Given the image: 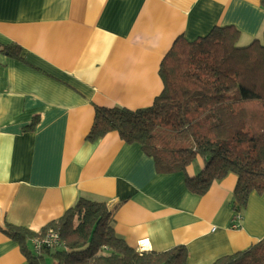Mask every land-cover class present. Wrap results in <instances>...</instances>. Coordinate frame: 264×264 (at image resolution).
I'll list each match as a JSON object with an SVG mask.
<instances>
[{
    "label": "crops",
    "instance_id": "obj_1",
    "mask_svg": "<svg viewBox=\"0 0 264 264\" xmlns=\"http://www.w3.org/2000/svg\"><path fill=\"white\" fill-rule=\"evenodd\" d=\"M234 27L260 39V0H0V264H29L4 234L39 232L79 198L105 202L114 232L138 251L184 246L186 264H212L264 239V193L236 212L234 174L190 193L185 173L159 174L116 132L89 142L96 107L138 110L162 91L173 42ZM33 125L30 129L29 127ZM196 157L186 174L196 176ZM30 246V244H29Z\"/></svg>",
    "mask_w": 264,
    "mask_h": 264
},
{
    "label": "trees",
    "instance_id": "obj_2",
    "mask_svg": "<svg viewBox=\"0 0 264 264\" xmlns=\"http://www.w3.org/2000/svg\"><path fill=\"white\" fill-rule=\"evenodd\" d=\"M239 38L234 27L218 26L191 41L177 38L160 63L163 87L152 105L134 111L96 107L86 140L116 132L125 143L139 145L157 173H185V186L195 195L234 174L231 205L240 213L250 193H264V32L246 45ZM0 50L20 58L16 45ZM197 156L203 168L189 176L186 167ZM112 216L105 202L79 198L39 232L7 224L4 234L19 245L29 264L187 263L184 246L140 253L129 247L115 234ZM50 231L59 234L61 243L35 254L31 241ZM212 264H264V239Z\"/></svg>",
    "mask_w": 264,
    "mask_h": 264
},
{
    "label": "built area",
    "instance_id": "obj_3",
    "mask_svg": "<svg viewBox=\"0 0 264 264\" xmlns=\"http://www.w3.org/2000/svg\"><path fill=\"white\" fill-rule=\"evenodd\" d=\"M239 220V216L238 214L235 212V225L234 227H237L236 225V220ZM61 243V238L59 237V234L55 231H50L48 232L43 238L41 239H33L31 241V246H32V251H34V253L38 254L40 253L41 249L43 247H48V248H53L55 246H58ZM145 249L144 247H140L138 249V252H143Z\"/></svg>",
    "mask_w": 264,
    "mask_h": 264
},
{
    "label": "rangeland",
    "instance_id": "obj_4",
    "mask_svg": "<svg viewBox=\"0 0 264 264\" xmlns=\"http://www.w3.org/2000/svg\"><path fill=\"white\" fill-rule=\"evenodd\" d=\"M48 264H51V262H48Z\"/></svg>",
    "mask_w": 264,
    "mask_h": 264
}]
</instances>
